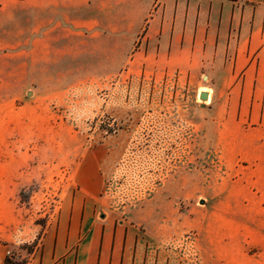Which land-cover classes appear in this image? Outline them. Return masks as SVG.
Instances as JSON below:
<instances>
[{
    "label": "crops",
    "instance_id": "crops-1",
    "mask_svg": "<svg viewBox=\"0 0 264 264\" xmlns=\"http://www.w3.org/2000/svg\"><path fill=\"white\" fill-rule=\"evenodd\" d=\"M140 82L206 94L209 145L240 182L235 200L218 190L198 210L189 242L163 192L128 216L112 209L105 155L90 158L85 143L68 146L64 163L46 144L36 165L18 153L28 142L7 141L48 129L67 86ZM0 132L6 156L17 150L1 163L13 169L0 183V264L11 244L34 241L24 264H264V0H0ZM62 165L68 176L42 227L18 194Z\"/></svg>",
    "mask_w": 264,
    "mask_h": 264
},
{
    "label": "rangeland",
    "instance_id": "rangeland-1",
    "mask_svg": "<svg viewBox=\"0 0 264 264\" xmlns=\"http://www.w3.org/2000/svg\"><path fill=\"white\" fill-rule=\"evenodd\" d=\"M67 87L64 101L50 105L52 112L45 119L48 129L40 123L34 132L7 134L9 146L20 140L28 142L29 147H19L18 153H31L35 164L42 165L46 163L42 148L46 144L50 154L55 152V161L64 163L68 146L85 143L90 158L105 155L101 171L112 209L128 216L144 210L163 192L170 208L184 217V242L195 238L192 224L198 219V210H208L204 206L222 198L218 190L228 189L232 200L239 195L235 171L222 165L209 145L198 91L143 82ZM4 135L0 132V183L2 175L13 169V163L7 170L1 166L6 156ZM9 149L13 153L7 150V158L17 151ZM55 172L54 180L35 182L17 198L25 216L42 227L54 210L68 166H55ZM35 246L36 241L11 244L6 263L24 264Z\"/></svg>",
    "mask_w": 264,
    "mask_h": 264
},
{
    "label": "water",
    "instance_id": "water-1",
    "mask_svg": "<svg viewBox=\"0 0 264 264\" xmlns=\"http://www.w3.org/2000/svg\"><path fill=\"white\" fill-rule=\"evenodd\" d=\"M199 99H200L201 101H206V100H207V96H206V94H204V93L200 94V95H199Z\"/></svg>",
    "mask_w": 264,
    "mask_h": 264
}]
</instances>
